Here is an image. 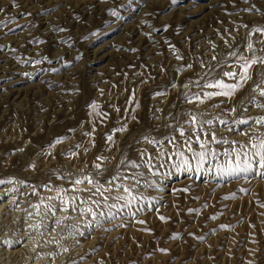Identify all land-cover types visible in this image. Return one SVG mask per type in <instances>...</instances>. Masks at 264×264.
Returning a JSON list of instances; mask_svg holds the SVG:
<instances>
[{"label": "rangeland", "instance_id": "rangeland-1", "mask_svg": "<svg viewBox=\"0 0 264 264\" xmlns=\"http://www.w3.org/2000/svg\"><path fill=\"white\" fill-rule=\"evenodd\" d=\"M261 28L264 0H0V264H264V65L194 99Z\"/></svg>", "mask_w": 264, "mask_h": 264}, {"label": "snow or ice", "instance_id": "snow-or-ice-1", "mask_svg": "<svg viewBox=\"0 0 264 264\" xmlns=\"http://www.w3.org/2000/svg\"><path fill=\"white\" fill-rule=\"evenodd\" d=\"M175 2H176V0H173V3H175ZM113 15H115V13H113ZM255 31H257V32H259L261 34H264V28L256 29ZM247 49L248 50H252L253 49V44L252 43H248L247 44ZM232 55L235 56L236 53L233 52ZM239 58L244 60V63L242 65H240V67H239V72L226 71V72L223 73L224 77H226L228 79L235 80L234 83L228 84V83H225L223 80H220V79H216L215 81H212V82H207V83H205L203 85V87L210 88V89H217V91L205 93L204 98H201L200 96H196L194 99L196 101L200 102V103H203L204 99H211V98L216 97V96H223V97L231 98L250 79V70L253 69L257 64L264 65V56H257V55H255V53H253V56L251 58H244V57H239ZM216 59H217V57L213 56V60H216ZM237 76H239L238 80L236 79ZM260 84H264V79H262L260 81ZM258 88H259V85L257 87H253L251 89V91L253 93H256L258 91ZM258 95L260 97H264V88H259ZM189 102H192V100L190 99ZM257 106H260V105H257ZM93 107H95V105H93ZM233 111H235V109H233ZM221 122H223V121H221ZM191 123L194 126L197 124V117L195 115L192 116ZM205 123L210 125L212 123V121L209 120V121H206ZM239 123L247 124L248 121L247 120H241V121H239ZM256 123L257 124H264V118H261L260 120H257ZM121 130H123V129H121ZM180 135L181 136L184 135L183 130H181ZM107 139L109 141H111L112 137L108 136ZM213 140H215V136H213ZM57 142L59 143V141H57ZM224 142L227 143V141H224ZM197 143H200V141L198 140ZM200 147L203 149V148H206L207 146L205 144H203V143H200ZM252 148L255 149L254 155L260 157L261 161H264V140H261L259 144L253 143L252 144ZM198 155H199V159L202 161L205 158V156L207 155V153L206 152H201ZM98 159H102V158L98 157ZM186 163L187 162L185 161V164ZM96 167L99 170L100 166L96 165ZM132 167L135 168V167H138V165L132 164ZM261 167H264V163H261ZM250 170H251L250 163L247 165V167L245 169H242V171H250ZM237 171H241V169H237ZM230 174H232V173H230ZM121 178L122 177L117 175L113 179L114 180H119ZM124 178L127 179V177H124ZM85 181H87V183L89 185H92L93 187H96L97 182L94 181V179L85 176L83 179H75V180L71 181V183L74 185V187L71 189V191H73V192L78 191L79 189L76 188L75 186L76 185H80V184L84 183ZM10 182L11 181H9V183ZM136 182L139 183L138 180ZM0 183H4V181H0ZM118 187H120V185H118ZM65 191L66 190L62 189V188L56 189L57 196L56 197H52L50 199H59L60 202L64 205V207L61 208L60 210L64 211L65 213H67L69 211L70 207L72 208L73 211H75L76 209H75L74 205H75V201L78 198L74 197V196L61 197L60 193L61 192H65ZM96 191L100 192L101 188L100 187H96ZM104 191H110V189H104ZM124 191L125 192H129L130 190L127 187H125ZM33 194H35V193H33ZM116 199H125V198L124 197H116ZM133 199H135V198L133 197ZM33 207L38 209L39 206L38 205H33ZM45 207H46V211L47 212H51L53 216L56 215V210L53 208L52 205H46ZM84 211H86L89 214L95 215V214L91 213V209L90 208L85 209ZM189 211H192V210L190 209ZM46 218H47L46 214L44 216H42L41 217V224H37L36 227L37 228L41 227L42 226V221L44 219H46ZM64 219H68V217L65 216ZM160 219L162 221L165 220L164 217H160ZM55 223L57 225H59L61 223V221L57 220ZM141 223H143V221H141ZM172 238L176 239L178 237L173 236ZM66 250L67 249H65V251ZM161 251H164V250L162 249Z\"/></svg>", "mask_w": 264, "mask_h": 264}, {"label": "bare ground", "instance_id": "bare-ground-1", "mask_svg": "<svg viewBox=\"0 0 264 264\" xmlns=\"http://www.w3.org/2000/svg\"><path fill=\"white\" fill-rule=\"evenodd\" d=\"M54 196V195H53ZM56 196V195H55Z\"/></svg>", "mask_w": 264, "mask_h": 264}]
</instances>
